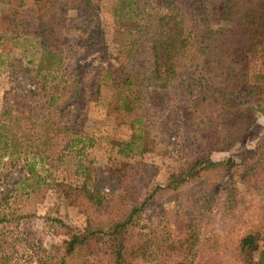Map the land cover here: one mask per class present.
Listing matches in <instances>:
<instances>
[{
  "label": "trees",
  "instance_id": "trees-1",
  "mask_svg": "<svg viewBox=\"0 0 264 264\" xmlns=\"http://www.w3.org/2000/svg\"><path fill=\"white\" fill-rule=\"evenodd\" d=\"M203 1L200 22L187 26L182 18L177 20L178 15L153 19L144 0H118L111 14L113 35L120 39L117 50L108 52L102 37L88 46L97 49L94 61L101 72L96 82L87 86L77 80V70H66L67 58L57 45L64 29L63 10L78 13L85 26L96 7L93 0H34L38 5L35 39L41 50L33 78L37 84H49V91L67 89L73 101L77 94L85 99L91 90L97 97L100 85L110 88L108 104L115 114L114 124L119 127L125 118L130 131L128 139L117 144L116 152L123 158L143 152L144 122L133 115L146 100L158 108L165 102L182 106L185 117L212 129L207 154L228 153L248 134L256 121V110L264 106V0ZM210 19L214 24L208 26ZM255 54L260 69L251 74ZM44 91L42 95H46ZM59 98L54 93L46 96L49 111L41 116V130L34 137L20 131L22 112L6 107L0 113V264H33V240L20 233L21 222L29 216L16 203L19 198L29 200L36 191L35 166L50 159L51 140L71 131L69 126L62 127L69 121L57 122L58 113L61 116L70 108L81 111L82 102L67 103L58 111ZM205 156L198 154L171 171L165 183L155 185L142 202L113 178L118 180V174L111 176L118 193L112 197L88 188L89 173H84L82 185L74 187L71 196L85 216L84 228L62 246H51L47 260L52 259L53 264H92L103 258L104 264H159L164 259L165 264H204V253H210L194 252L193 241L189 244L192 238L171 240L163 249L157 246L153 233L136 230V221L157 193L175 196L200 174L234 166L231 159L210 161ZM254 168L264 177V151L258 153ZM245 171L242 181L249 178L248 167ZM234 254L238 264H264V226L240 237ZM43 258L36 257L35 264H47Z\"/></svg>",
  "mask_w": 264,
  "mask_h": 264
},
{
  "label": "rangeland",
  "instance_id": "rangeland-1",
  "mask_svg": "<svg viewBox=\"0 0 264 264\" xmlns=\"http://www.w3.org/2000/svg\"><path fill=\"white\" fill-rule=\"evenodd\" d=\"M117 2L93 0L96 7L85 26L78 13L63 10L64 29L58 36L57 50L67 58L66 70L69 73L77 70V80L87 86L94 84L101 72L94 61L97 49L88 46L102 37L108 52L117 50L120 39L113 35L111 15ZM144 4L147 13L155 20L178 15L177 20L182 18L184 24L191 26L200 22L199 13L204 1L144 0ZM206 24L211 26L214 23L210 19ZM37 28L38 5L34 0H0V113L6 107L22 112L24 120L20 131L24 130L26 137H34L41 130L38 126L41 116L49 111L45 105L48 94L60 96L58 111L67 103L82 102L81 111L66 109L62 118L58 113L57 122L69 121L62 127L69 126L71 131L65 137L51 140L50 159L42 166H35L36 191L29 200L19 198L16 203L17 208L29 216L21 222L20 233L33 240V264L36 257H44L43 262L47 260L51 246H62L84 228L85 216L72 203L71 197L73 188L82 185L84 173H89L88 188L93 192L116 197V181H120L142 202L155 185L165 183L171 171L198 154L206 155L205 159L210 161L231 159L234 166L200 174L179 189L175 196L157 193L147 201L145 210L137 218L136 230L153 233L158 238L157 246L163 249L166 242L190 237L189 244L193 241L194 252L207 250L211 255L216 253L212 256L204 253V264H207L206 260L216 264H238L234 249L239 238L258 226H264V177L254 168L258 153L264 151V106L256 110V121L248 134L228 153L207 154L208 138L212 134L209 126L198 125L185 117L187 113L177 103L165 102L158 108L147 100L140 102L133 117L144 122L143 152L123 158L116 152L117 144L126 141L130 131L125 118L119 127L114 124L115 114L108 104L110 88L100 85L97 97L91 90L84 95L85 99L81 100V96L79 99L77 94L73 101L67 89L49 91V84H43L41 77L36 83L33 66L41 50L35 39ZM101 31L103 34L100 35ZM129 46L127 44L126 48ZM258 59L255 54L251 74L260 69ZM41 88L48 94L42 95ZM144 95L147 97L148 93ZM246 167L250 170L249 178L242 181ZM114 174L120 176L118 180L113 177L116 181L111 177ZM195 237L198 242L194 241ZM53 263L52 259L47 260V264ZM104 263L103 258L92 262ZM151 264L157 263L153 261ZM159 264H165L164 259Z\"/></svg>",
  "mask_w": 264,
  "mask_h": 264
}]
</instances>
